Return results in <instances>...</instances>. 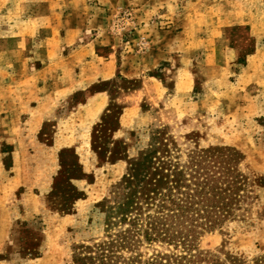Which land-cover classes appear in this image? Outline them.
<instances>
[{"label":"rangeland","instance_id":"374dc122","mask_svg":"<svg viewBox=\"0 0 264 264\" xmlns=\"http://www.w3.org/2000/svg\"><path fill=\"white\" fill-rule=\"evenodd\" d=\"M154 141L237 188L192 245L141 250L264 264V0H0V264H72Z\"/></svg>","mask_w":264,"mask_h":264},{"label":"trees","instance_id":"16d2710c","mask_svg":"<svg viewBox=\"0 0 264 264\" xmlns=\"http://www.w3.org/2000/svg\"><path fill=\"white\" fill-rule=\"evenodd\" d=\"M159 150L161 154L169 153L168 149L160 146L159 141H154L130 164L122 181L123 195L115 204L108 206L105 222L107 234L101 239L75 246L72 264L196 262L193 254H145L141 246L152 242L192 245L197 226H203L206 222L211 227L230 215L232 209L226 197H231V194L226 191L235 192L236 180L226 181L232 184L222 187L211 182L216 179L208 176L207 170L199 172L196 168L190 172L191 179L187 180H192L194 188H191L190 184L182 182L183 169L177 163L161 160L164 155H159ZM192 158L195 159L194 155ZM200 162L202 160L195 164ZM204 168L207 169L206 166ZM75 176L76 173H73ZM54 183L55 188L59 183ZM212 264L218 263L215 261Z\"/></svg>","mask_w":264,"mask_h":264},{"label":"crops","instance_id":"0c3cea01","mask_svg":"<svg viewBox=\"0 0 264 264\" xmlns=\"http://www.w3.org/2000/svg\"><path fill=\"white\" fill-rule=\"evenodd\" d=\"M89 46V44L86 46V47H88ZM110 60H108L107 62H105L104 63V65H106V66H103L102 67V74H104L103 72V68L104 67H108V68H110L111 67V65H112V61H111V55H110V58H109ZM61 90V89H60ZM48 108H45V105H43L42 107H35L34 108V110L33 111H35L34 113L35 114H33L34 115V118H36V119H38V120H42V118L43 117H45V111L47 110Z\"/></svg>","mask_w":264,"mask_h":264}]
</instances>
